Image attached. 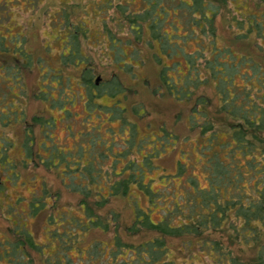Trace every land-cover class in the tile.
Instances as JSON below:
<instances>
[{"label":"trees","instance_id":"obj_1","mask_svg":"<svg viewBox=\"0 0 264 264\" xmlns=\"http://www.w3.org/2000/svg\"><path fill=\"white\" fill-rule=\"evenodd\" d=\"M38 1L0 0V114H18V119L10 122L2 121L0 116V126L4 128L25 120L20 71L24 64L32 63V54L21 47L23 33L10 32L9 22L14 20L15 6L34 7ZM108 1L111 5L112 0ZM69 2L64 0L65 4ZM103 3L84 8L97 17L99 27L94 30L84 18L75 21L64 10H59L60 15L50 26L52 34L62 42L57 65L53 66L61 68L69 89L71 83L64 77L63 67H81L77 81L80 90L72 94L74 101L64 103L61 110L56 90L48 93L50 100H45L39 90L43 100L61 112L69 136L74 135L73 120L81 115L68 107L76 100L81 101V118L85 122L94 116L99 119L90 129L78 132L80 136L88 135L89 146L82 142L77 147L59 146L52 140L54 117L38 114L26 125L24 156L16 161L10 155L14 140L0 132V194L7 191L4 177L12 184L18 181V162L26 165L36 158L50 168H60L68 188L83 195V215L69 211L51 214L47 218V236L40 240L24 221L18 222L22 216H35L49 206L52 194L48 188L43 187L40 194L33 193L27 201L28 212L18 210L22 201L19 198L6 206L1 204L9 218L17 216V223L12 226L14 237L0 236V264H35L32 252L39 254L42 264H264V0H118L116 13L109 18L118 24L116 33L107 26V18L101 16ZM228 3L241 16L232 18L234 37L248 39L253 49L237 50L231 44L220 43L215 17ZM94 36L105 42L104 53L109 60L133 78L139 74L134 67L144 62L141 45L151 49L159 66L160 86L177 98H188L201 83L213 82L220 111L232 121L218 129L207 115L194 141L192 152L196 158L189 163L179 159L174 172H165L156 158L176 143L177 136L169 132L173 137L168 143L166 137H161L162 132L140 134L128 114H141L144 107L134 104L129 109L120 99L112 104L99 100L106 95L120 97L125 88L116 77L113 82H105L94 76L95 68L83 52V43ZM174 40L179 41L176 49L171 47ZM192 42L194 47L187 49ZM162 48L170 54L159 56ZM165 57L172 62H163ZM91 96L98 101L92 110L85 101ZM10 99L14 111L8 106ZM53 101L56 106H52ZM209 101L198 96L193 114L206 112L201 104ZM117 120L122 135L115 132L113 122ZM36 123L44 139L34 149L35 137L30 131ZM104 123L108 126L102 129ZM115 134L122 139L121 149L116 147ZM44 145H48L46 149ZM38 151L44 156L39 157ZM10 163H15L14 167ZM198 165L199 171L195 169ZM156 178L160 185L155 187ZM117 195L127 197L135 213L132 222L124 226L128 237L120 230L117 211L109 210L103 216L88 201L93 199V204L102 206ZM12 204L16 206L14 213L9 209ZM95 228L112 231L111 237L89 240L88 233ZM138 234H142L138 240L129 237ZM172 237L181 238L180 244L173 246ZM243 247L253 253L244 255L240 249Z\"/></svg>","mask_w":264,"mask_h":264},{"label":"rangeland","instance_id":"obj_2","mask_svg":"<svg viewBox=\"0 0 264 264\" xmlns=\"http://www.w3.org/2000/svg\"><path fill=\"white\" fill-rule=\"evenodd\" d=\"M103 1L101 4V16L106 17L107 26L112 28L115 33L119 30L116 21L110 20L109 18L116 13L118 0H112L111 5L107 3L108 0H78L74 2L70 0L69 3H64V0H40L36 3L34 7L15 6L13 11V21L9 22L11 26L10 32L23 33V42L21 47L28 50L32 55V63L30 65H25L21 67L20 73L22 77L20 82H23V96L21 104L25 111V120H20L14 122L12 125L6 128L0 126V132L3 133L14 140L15 144L10 148V155L16 161H19L24 156V147L22 146L25 135H26V125L31 123L32 117L34 115H43L44 117L53 118L55 124L51 130L53 134L52 140L56 141L59 146L64 148L77 147L80 142L87 144L88 135H79V131H84L91 128V124L97 122L99 119L93 117L92 121L85 122L82 118V104L81 101L76 100L73 105H69L72 111H77L81 113L79 118L74 119L72 122L74 135L69 136L67 131L66 121L60 118L61 112L56 108H51L48 102H45L40 96L41 91L44 93V99L50 100L48 93L51 90H56L58 97L56 98L58 103L57 107L61 109L62 105L66 102H73V93L78 94L80 88H78V78L81 71V67L77 68L74 65L68 64L63 67L64 77H68L71 85H65L62 79L61 68L54 67L57 65L55 60L61 50L62 42L55 37L56 34H52L51 25L55 23V18L60 15L59 10L68 11L71 19L77 20L79 18H84L92 30L99 27L97 17L91 12H85V7H91L97 2ZM106 1V2H105ZM95 2V3H94ZM100 16V15H99ZM233 17H238L240 19V14L233 10V4L228 3L227 7H222L220 12L215 17V24L217 28V33L219 35L220 43L231 44L232 47L237 50H248L253 49L247 42L248 39L245 38H235L236 33L235 26L231 25ZM164 23V22H163ZM101 25V24H100ZM103 27L101 26L100 29ZM5 29V28H4ZM58 27L55 29L57 31ZM185 31V28L182 30ZM60 36L61 34H57ZM122 35V34H121ZM96 36V35H95ZM95 36L89 39L88 42L83 43V52L89 60V65L95 68V75L100 76L103 81H114L115 77L118 78L125 88L123 95L118 96H102L99 100L106 103L112 104L113 101L120 99L121 103L127 105L130 109L134 104H140L141 107L145 109L141 114L129 111L128 116L131 120L135 121L138 127V133L153 135L155 133L162 132L161 137H166L165 141L170 143L173 137L169 132L177 136V141L175 144L168 146V149L163 151L160 156H157L156 160L161 168L165 169V172L173 171L176 169L179 159H182L186 163L191 162L192 159L196 158V155L192 152L194 149V141L197 136H199L200 125L206 123L207 115L215 121L218 129L226 127L228 123L232 121L220 110V98L213 82L209 80L200 84V86L191 94L188 98H177L175 95L167 91V89L160 86L159 80V66L156 63L151 49L147 48L144 44L141 45V53L144 55V62L141 66L134 67V69L139 73L138 78H133L128 72L121 71L116 65H114L109 58L104 53L107 50V46L104 41H97ZM175 45L171 47L176 49L179 41L174 40ZM50 45V47H48ZM194 47V42H192L187 49H192ZM163 56L171 51L167 48L161 50ZM178 53V52H176ZM122 57L117 59L119 66L121 65ZM173 59L166 58L163 62L171 63ZM42 62V63H41ZM51 63L52 65L46 64ZM44 65H48L50 69L45 68ZM223 73V72H222ZM114 79V80H113ZM56 83V84H54ZM10 85V83L8 84ZM43 87V88H41ZM18 87L16 88V90ZM82 89V88H81ZM83 90V89H82ZM53 94L56 93L53 91ZM203 95L210 101L206 104H201V107L206 109V112L201 111L193 114L194 109L198 105L197 97ZM13 99V98H12ZM86 103L90 106V110L97 108L98 101L95 100L94 96L87 98ZM13 102V101H12ZM52 106H56L55 101H53ZM13 103L11 99L9 100V108L14 111ZM99 109V108H98ZM62 110V109H61ZM65 112V111H64ZM1 120L4 122H10L18 119V114H10L8 112L1 113ZM64 118L70 119L69 117L63 115ZM86 119V118H85ZM26 121V122H25ZM108 124L104 123L102 129L107 127ZM116 133H122L120 131V125L118 120L113 122ZM48 129V127H47ZM120 129V130H118ZM33 131H30L35 137V142L33 144L34 149L38 148V143H42L44 136L42 134V129L39 124L33 125ZM49 130V129H48ZM48 133H46L47 135ZM109 132L107 131V136ZM122 135V134H121ZM128 135V134H127ZM117 141L115 142L116 147L121 149L123 147L122 139L116 135ZM47 140L49 144H53V141ZM90 143H88L89 146ZM48 145H44L46 149ZM42 149V148H41ZM195 148V152H196ZM3 154V152L0 150ZM199 152V151H198ZM38 156H44V152L38 151ZM183 154L185 156H183ZM40 159V158H39ZM68 159L67 161H69ZM72 161V160H70ZM15 163H10L14 167ZM7 164V168L10 167ZM199 165L195 168L199 171ZM17 171L19 172V179L15 184H12L7 178L4 177L5 185L7 191L0 194V205L9 202H16L17 198L22 201L19 203V208H24V212H28L27 201L33 195V193L40 194L43 187L48 188L51 192V197L48 198V204L45 209L38 210L35 216L24 215L20 218L19 224L22 221L26 223L27 229H29L33 234L40 240H44L47 236L45 229L47 228V218L51 214H60L62 212H72L83 215L84 210L81 208L82 194L73 191L68 188L64 183L61 175L60 168L48 167L44 162H40L36 158L30 161L28 164L23 165L18 162ZM157 176V173L155 177ZM155 187L160 185V181L155 179ZM92 198V197H91ZM93 199L88 201L94 205L95 211L98 214L105 215L109 210H115L120 214L121 221V232L128 237L124 226L130 224L135 217L133 206L127 197L122 195L111 196L108 201L102 206H96L92 203ZM16 206L11 205L9 207L12 213L15 211ZM10 216V215H9ZM17 216L12 215L8 217L5 210L0 206V236L8 235L9 237H14V230L12 226L17 223ZM112 231L104 232L99 228H95L88 233V239H107L111 237ZM142 234L129 236L131 239L138 240L141 238ZM170 242L173 246L180 244L181 238L172 237ZM238 246L235 247V251ZM242 253L244 255H249L253 251L249 247H243ZM35 258V264H42L40 256L37 252H32Z\"/></svg>","mask_w":264,"mask_h":264},{"label":"water","instance_id":"obj_3","mask_svg":"<svg viewBox=\"0 0 264 264\" xmlns=\"http://www.w3.org/2000/svg\"><path fill=\"white\" fill-rule=\"evenodd\" d=\"M100 78V76H97V80Z\"/></svg>","mask_w":264,"mask_h":264}]
</instances>
